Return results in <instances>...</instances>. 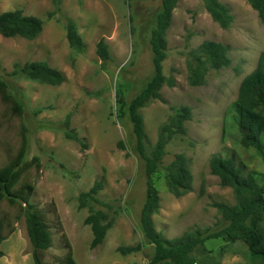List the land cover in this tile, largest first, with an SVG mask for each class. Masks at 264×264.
<instances>
[{"label":"rangeland","instance_id":"1","mask_svg":"<svg viewBox=\"0 0 264 264\" xmlns=\"http://www.w3.org/2000/svg\"><path fill=\"white\" fill-rule=\"evenodd\" d=\"M162 1L59 0L56 4L55 0H0V14L19 9L44 24L34 40L0 34V77L25 109L22 117L10 116L0 98V164L17 155L25 128L29 139L26 160L37 157L41 164L39 171L33 168L25 178L36 183L32 203L45 211L51 227L49 264H59L68 254L66 239L77 264H150L154 246L145 241L141 226L146 198L144 162L136 152L130 122L119 116L117 92L121 90L130 101L154 75L150 40ZM219 1L233 16L228 29L213 20L202 0L178 1L163 64L165 75L173 77L176 86H164L161 99L141 109L148 155L175 109L188 107L192 112L186 134L167 145L154 178L160 197V210L153 217L155 228L170 241L196 230L217 233L226 226L213 203L233 206L236 198L233 189L222 186L212 174L214 155L232 157L245 172L264 175V161L253 149L236 144L237 133L229 122L240 86L264 52V24L247 0ZM67 19L74 21L86 43L82 53L68 43ZM101 40L111 55L106 64L96 51ZM206 41L227 47L231 65L210 70L204 85L191 86L187 54ZM31 62H46L62 72L64 83L51 86L13 76L16 64ZM67 132L79 141L68 138ZM178 154L187 157L194 177L193 191L182 197L169 191L165 179V168ZM97 181L103 183L100 200L112 206L113 226L103 244L92 249L93 233L85 224L89 209L80 208L79 197ZM0 210L13 221L20 216L16 231L1 245L5 255L0 264H34L24 215L6 203ZM139 244L143 245L140 252H118L121 246ZM191 258L193 264H263L250 254L244 241L226 237L199 244Z\"/></svg>","mask_w":264,"mask_h":264},{"label":"trees","instance_id":"2","mask_svg":"<svg viewBox=\"0 0 264 264\" xmlns=\"http://www.w3.org/2000/svg\"><path fill=\"white\" fill-rule=\"evenodd\" d=\"M179 0H163L158 14L156 27L151 35L154 75L144 89L133 99L127 101L122 91L117 92L119 116L125 117L132 126L136 139V152L144 162L146 176V198L141 211V226L145 241L154 246V254L150 264H193L192 253L199 244L213 238L226 237L230 241L242 240L249 248L250 254L264 264V175L245 172L242 166L235 164L232 157L214 155L211 160L212 174L220 179L221 185L233 189L236 204L213 203L222 215L226 226L217 233L196 230L174 239H165L155 228L154 215L160 210L159 192L154 178L162 167L167 145L178 135L186 134L185 124L192 118L191 109L180 107L174 110L169 122L161 129L156 148L148 155L145 147V128L141 109L154 100H160V92L164 86L175 87L176 80L168 78L164 73V62L167 59V33L172 24L173 12ZM258 13L264 24V0H247ZM205 9L213 20L223 29H228L233 21L231 10L219 0H202ZM58 4L59 0H55ZM43 21L24 15L22 10L8 11L0 14V34L5 38L21 37L34 40L43 31ZM67 40L71 48L82 53L86 43L80 35L74 21L66 20ZM97 55L103 64L111 60L109 47L101 40L96 47ZM227 47L220 43L206 41L187 54L189 83L191 86H202L210 70H221L231 65ZM13 76L26 77L51 86H60L65 77L62 72L51 68L46 62L16 64ZM0 98L7 107L10 116L22 117L25 109L23 103L10 91L8 82L0 77ZM230 125L237 133L236 144L242 148L253 149L264 161V52L260 56L255 71L244 79L240 86L239 96L233 105L229 117ZM69 127V119L66 120ZM67 137L79 141L76 135L67 132ZM29 139L27 130L23 128L22 144L17 155L5 165L0 164V207L6 203L20 209L24 215L32 258L34 264H49L46 260L53 245V235L46 213L32 203L36 191V183L27 180L26 174L33 168H41L39 159L26 160ZM166 185L175 197L185 196L193 191L194 177L189 160L183 154L175 156L173 162L165 168ZM103 183L97 181L94 186L79 197L81 209L88 208L89 215L85 224L91 227L93 240L91 248L103 244L108 231L113 226L110 217L112 206L100 200L99 194ZM8 214L0 210V259L4 257L2 243L15 231V223ZM7 226L10 227L6 231ZM67 238V237H66ZM68 254L59 260V264H77L74 252L68 239ZM143 245L119 247L118 252L127 255L140 252Z\"/></svg>","mask_w":264,"mask_h":264}]
</instances>
